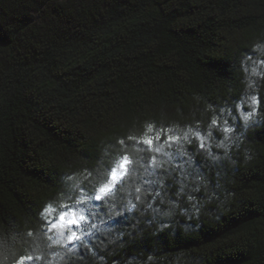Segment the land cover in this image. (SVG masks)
<instances>
[{
	"label": "trees",
	"instance_id": "obj_1",
	"mask_svg": "<svg viewBox=\"0 0 264 264\" xmlns=\"http://www.w3.org/2000/svg\"><path fill=\"white\" fill-rule=\"evenodd\" d=\"M27 256L264 264V0H0V264Z\"/></svg>",
	"mask_w": 264,
	"mask_h": 264
},
{
	"label": "snow or ice",
	"instance_id": "obj_2",
	"mask_svg": "<svg viewBox=\"0 0 264 264\" xmlns=\"http://www.w3.org/2000/svg\"><path fill=\"white\" fill-rule=\"evenodd\" d=\"M252 102L255 103V98H252ZM251 116V113L244 114L243 118L245 122L249 120ZM216 121H213V124H215ZM225 131H230V129H225ZM129 139H132L131 137ZM156 139H159V136L156 137ZM176 137H169V141L176 140ZM153 139L152 138H146L140 141V143L144 145H152L153 144ZM124 141H121V144H123ZM220 146V145H218ZM201 147H203V144H201ZM183 154V153H181ZM121 161L118 166H114L110 170V175H100V179L103 180L104 182L100 184L98 188L95 189V196L94 199L95 201H106L109 197L113 196L117 187L119 185H122L125 180L129 179L133 172V161L130 159L129 156L125 155L121 158ZM190 162V161H189ZM154 167H161L162 165L157 163L156 161L153 162ZM136 192H140V189L137 188ZM191 198V197H190ZM92 197L89 195L88 201H86L87 204L92 203ZM137 199H139V196H137ZM71 207H78L80 211H84L85 207L84 204H80L78 206L76 205H69L66 206L64 209L61 210L60 215L53 216L51 221H48L49 224H51L52 228H63V231L60 232V235H66L68 231H71L72 229L76 228L79 224H82L83 222V217H80L77 219L75 216H73L71 219L68 217L67 213L69 208ZM130 207H134V205H130ZM58 220L59 224L54 223V221ZM82 235H77L75 231H72L71 235L67 236V242L70 244L72 247H75L78 245V243L82 239ZM41 259L40 257H33V256H27V257H20L19 260L17 261V264H25V261H35Z\"/></svg>",
	"mask_w": 264,
	"mask_h": 264
},
{
	"label": "rangeland",
	"instance_id": "obj_3",
	"mask_svg": "<svg viewBox=\"0 0 264 264\" xmlns=\"http://www.w3.org/2000/svg\"><path fill=\"white\" fill-rule=\"evenodd\" d=\"M248 110L246 111V114L251 113V116H253L254 114V110H255V103L252 102V98H250L249 102H248ZM250 116V117H251Z\"/></svg>",
	"mask_w": 264,
	"mask_h": 264
}]
</instances>
